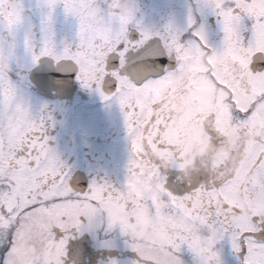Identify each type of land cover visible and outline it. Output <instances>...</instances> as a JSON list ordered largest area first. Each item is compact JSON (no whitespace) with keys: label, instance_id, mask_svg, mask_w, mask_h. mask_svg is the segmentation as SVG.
Segmentation results:
<instances>
[{"label":"snow or ice","instance_id":"6c2138e0","mask_svg":"<svg viewBox=\"0 0 264 264\" xmlns=\"http://www.w3.org/2000/svg\"><path fill=\"white\" fill-rule=\"evenodd\" d=\"M57 2L45 0L34 48L22 0H0V264H191L194 253L223 264L221 243L235 264H264V0H217L219 49L191 9L183 29L154 33L129 0H62L78 29L58 48L48 23ZM77 86L123 113L131 152L119 186L75 177L50 146L47 105L33 110V93ZM169 97L187 102V123L219 150L207 171L185 175ZM143 204L173 224L170 239L129 241L121 221Z\"/></svg>","mask_w":264,"mask_h":264},{"label":"flooded vegetation","instance_id":"af4514ba","mask_svg":"<svg viewBox=\"0 0 264 264\" xmlns=\"http://www.w3.org/2000/svg\"><path fill=\"white\" fill-rule=\"evenodd\" d=\"M129 2L134 7L136 20L151 32L164 34L170 25L181 29L187 26L189 0H129ZM22 3L23 31L33 47L39 48L44 43L45 19L49 9L45 0H22ZM195 18L198 24L205 25L208 43L219 49L223 33L215 15L205 12L202 16L196 15ZM48 23L52 42L58 48L75 40L78 21L65 13L62 0H58L51 9V20ZM199 92L204 102L212 107L213 89L201 85ZM32 104L34 112H39L41 107L47 105L44 115L50 146L56 149L60 159L72 170L74 176L81 175L86 180L125 178L131 145L123 113L118 104L105 101L99 92L79 86L59 97L33 93ZM165 107L175 114L179 125L176 134L181 137V156L183 158L191 156L199 163V150L207 140L202 129L187 123L189 117L187 102L169 97ZM142 208H147L156 219H160L146 204L130 209L128 215L123 218L129 222L137 220ZM217 247L223 264H235L234 254L229 245L221 243Z\"/></svg>","mask_w":264,"mask_h":264},{"label":"clouds","instance_id":"9594fccd","mask_svg":"<svg viewBox=\"0 0 264 264\" xmlns=\"http://www.w3.org/2000/svg\"><path fill=\"white\" fill-rule=\"evenodd\" d=\"M216 2L217 0H189V7L195 15H199L200 12L205 13L213 11ZM166 110L171 112L170 109ZM218 152L219 150L217 147L212 144L211 141L207 140L199 150V163H196L191 156L183 159V171L185 175L190 176L194 172H199L201 170L207 171L209 163L217 161ZM235 159L236 158L233 157V160ZM121 222L126 225V232L129 241L136 244H145L153 239L162 241L168 240L171 238L174 230V226L171 222L156 219L151 213H149L147 208L140 209L137 220L129 222L126 218H123ZM42 251L44 254H47V249ZM190 259L191 264H206L205 257L199 253L192 254ZM177 264H186V262L177 258Z\"/></svg>","mask_w":264,"mask_h":264},{"label":"rangeland","instance_id":"374dc122","mask_svg":"<svg viewBox=\"0 0 264 264\" xmlns=\"http://www.w3.org/2000/svg\"><path fill=\"white\" fill-rule=\"evenodd\" d=\"M96 173H97V171H96ZM124 179L125 178H117L114 180H109V179H99V180H107V181L111 182L113 185L119 186L124 182Z\"/></svg>","mask_w":264,"mask_h":264},{"label":"water","instance_id":"95a60500","mask_svg":"<svg viewBox=\"0 0 264 264\" xmlns=\"http://www.w3.org/2000/svg\"><path fill=\"white\" fill-rule=\"evenodd\" d=\"M75 177H80V178H83L81 175L80 176H75ZM84 179V178H83ZM86 180V179H85Z\"/></svg>","mask_w":264,"mask_h":264}]
</instances>
